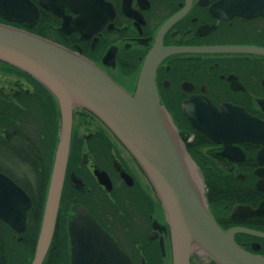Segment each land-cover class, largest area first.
I'll use <instances>...</instances> for the list:
<instances>
[{
    "label": "flooded vegetation",
    "instance_id": "1",
    "mask_svg": "<svg viewBox=\"0 0 264 264\" xmlns=\"http://www.w3.org/2000/svg\"><path fill=\"white\" fill-rule=\"evenodd\" d=\"M0 3L9 18L0 15L1 24L80 54L130 94L151 52L181 50L158 65L156 88L186 146L196 137L190 130L197 131L183 111L191 100H208L219 110L231 105L264 128V0ZM59 133L56 98L0 62V174L30 201L23 222L0 216V264L34 262ZM203 135L208 141L199 137L198 150L215 184L209 210L223 231H234L243 251L264 262V142H234L225 156L224 144ZM78 209L88 212L130 264L173 263L166 213L148 179L99 118L81 109L73 113L65 180L43 264H70L69 223ZM190 264L217 263L193 255Z\"/></svg>",
    "mask_w": 264,
    "mask_h": 264
},
{
    "label": "water",
    "instance_id": "2",
    "mask_svg": "<svg viewBox=\"0 0 264 264\" xmlns=\"http://www.w3.org/2000/svg\"><path fill=\"white\" fill-rule=\"evenodd\" d=\"M0 15L8 18L2 3ZM180 51L158 47L151 52L130 94L80 54L0 23V62L42 84L56 98L60 112L59 140L33 264H43L53 238L70 152L73 113L80 109L99 118L148 179L166 213L172 264H190L193 255L208 256L217 264L264 263L243 251L234 241V231H223L213 218L204 180L184 142L186 135L180 134L160 101L157 67L166 55ZM183 111L193 128L225 145V156L232 151L234 142H264L263 125L231 105H222L219 110L208 100H191L184 103ZM97 176L104 184L102 176ZM29 207L30 201L22 190L0 174V216L9 222L12 217L23 222ZM78 211L79 216L69 223L70 264H130L88 212Z\"/></svg>",
    "mask_w": 264,
    "mask_h": 264
},
{
    "label": "trees",
    "instance_id": "3",
    "mask_svg": "<svg viewBox=\"0 0 264 264\" xmlns=\"http://www.w3.org/2000/svg\"><path fill=\"white\" fill-rule=\"evenodd\" d=\"M190 132H191V134H194L196 137H195V140L193 142L187 144V150H188L189 154L191 155V157L193 158V160L198 165L199 169L201 170V173H202L203 178H204L205 183H206L207 198H208L209 193L213 189L215 184H214V181L211 179V177L208 176V171H207L208 166L206 163L203 162V160H201V156H200V153L198 150L199 146L203 145L202 143H200L201 140H199V137H201L202 140H206V141H208V139L203 134H200L199 132L195 131L194 129H191ZM220 187H223V185H220ZM54 243H55V241L52 244V249H53ZM51 257H52V250L50 251V254L48 255L49 261H50Z\"/></svg>",
    "mask_w": 264,
    "mask_h": 264
}]
</instances>
